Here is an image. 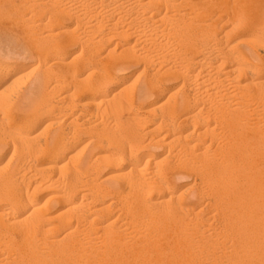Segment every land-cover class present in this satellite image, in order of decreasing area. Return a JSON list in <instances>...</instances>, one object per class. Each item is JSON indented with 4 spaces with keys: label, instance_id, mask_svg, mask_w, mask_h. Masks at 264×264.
<instances>
[{
    "label": "bare ground",
    "instance_id": "obj_1",
    "mask_svg": "<svg viewBox=\"0 0 264 264\" xmlns=\"http://www.w3.org/2000/svg\"><path fill=\"white\" fill-rule=\"evenodd\" d=\"M259 1H244L245 6L257 4L258 9L254 8L259 15L245 20L261 32L248 31V46L240 44V40L230 41L232 28L244 22L233 20L232 8L234 26L229 29L223 22L224 28H216L222 15L219 20L209 14L214 10L224 12L222 0H74L75 4H66L60 8V14L55 13L78 17L73 28L63 24L62 18V23L57 22L60 17L51 18L57 23V27L50 24L56 30L48 27L52 31L44 35L49 43L44 47L47 52L42 49L39 53L52 54V64L47 65L49 59L45 62L43 56L42 60L38 58L46 63L42 62L44 83L38 86V78V87H34L39 103L34 105V95L26 97H33V107L28 102L23 104L28 110L21 113V126L5 123L2 117L12 115V107L0 106V122L5 123L1 125L2 132L13 144L9 163L16 159V153L21 154L15 166L11 165L4 174L0 171V264H264V0ZM41 10L45 12L44 8L39 10L43 14ZM55 10L58 12L57 6ZM99 15L109 18L108 31L97 41L85 39V33L83 40L75 28L83 21L88 33L100 30L104 26L102 18L95 19ZM89 17L91 21L86 20ZM38 20L35 21L42 25L46 19H41V23ZM61 33L67 36L61 39ZM206 37L208 42L213 41L207 43ZM78 41L82 50L76 56L87 55L89 60L88 51L84 53L86 47L95 50L96 46L112 41L115 46L108 48L103 57L89 54L96 67H89L84 58L81 68L88 67V71L81 77L74 74L80 60L75 64L74 56L71 64L63 56L66 47ZM136 60L145 63L138 82H129L131 76L119 81L120 72ZM151 63L157 68L154 64L151 67ZM7 64H0V85L7 78L12 79ZM53 64L73 72V87L63 85L71 78L69 73L58 76L53 71L59 78L52 75L49 79H57L46 82L49 68L60 69ZM174 73L183 76L181 97L163 84V76ZM21 75L18 74L20 78ZM18 76L8 83L9 89L14 80H20ZM118 81L122 86L101 98L94 113L100 117V104H105L119 127H125L123 133L127 131V138L122 140L115 133L112 140L122 150L104 147L107 138L103 136L92 138L103 147L98 149V155L80 158L79 154L77 160L69 154L57 178L47 175L45 168L49 166L45 164L74 149L71 134L74 136L82 123L81 116H72V103L77 101L73 97L91 93L88 95L94 99L95 93ZM59 86L64 88L65 95L52 99L51 91ZM5 89L6 86L2 90ZM48 111L50 118L58 119V128L48 131V123H44L46 126L35 133L36 125L45 119L42 114ZM102 115L105 116L104 112ZM181 124L186 125L185 134L178 128ZM172 147L177 148L175 153ZM150 148H161L167 153L157 156L154 151L149 152ZM77 151L76 154L80 152ZM109 166L113 172L101 177ZM181 168L189 174L196 172L194 183L198 190L190 196L176 190V176ZM210 190L211 196L202 204ZM42 191L47 193L41 196Z\"/></svg>",
    "mask_w": 264,
    "mask_h": 264
},
{
    "label": "rangeland",
    "instance_id": "obj_2",
    "mask_svg": "<svg viewBox=\"0 0 264 264\" xmlns=\"http://www.w3.org/2000/svg\"><path fill=\"white\" fill-rule=\"evenodd\" d=\"M1 1L2 2H4V3H1ZM0 1V16H1V18L2 17H4V16H8V17H4V18H0L1 20H0V64L2 65H6L7 63V66L9 67L8 69L12 72V79H10V78H7L4 82H2L1 83V85H0V106L1 107H4V106H6L7 105V107H9V108H11L12 109V115H10V116H3L2 115V113L0 112V116H3L2 118H3V120H4V117H5V123H8V122H15V124L17 125V123H19L17 126H19L21 123H20V117H22V114L21 113H23V112H26L27 110H28V107L26 108V107H23V104H26L27 102H28V104H29V107H33V97L30 99L29 97H31L32 95H34V92H35V88H37L38 86H40L41 84L43 85V81H44V78H43V74H44V72H45V66H44V64H46L47 63V65H49L50 67H51V64H52V62H51V58H50V56L52 55V54H49L48 55V53H47V55H46V53H44V52H47V51H44V47H47V45L49 44L48 43V41H46L45 39H44V37L46 36V34L48 33V31H52L53 29L52 28H54V27H52V26H54L55 24H57L56 23V21H54V20H56V18H58V17H60L59 19H58V21L57 22H59V23H62L63 22V24H66V25H68V27L69 28H73V27H76L75 25H76V21H77V17H78V15L77 14H75V15H72V14H70V13H61V16L60 15H57V14H60L59 12V10H61L63 7H65V5L67 4V5H70V4H75L76 2H73V1H70V0H68L69 2H67V0H63L61 3L59 2L58 3V0H55V2H54V0H53V2L51 1V0H42V2H41V0H37V1H33V0H30V1H32V3L33 4H31V2H29V0H26V2H25V0H1ZM27 1H28V3H27ZM51 1V2H50ZM225 1V4H224V2H223V0H222V11L224 10V12H222L221 14H219L218 13V10H214V11H212V12H217L216 13V15L215 16H213L214 15V13H212L211 12V14H209V15H212V17H218V19H219V15L221 16L222 15V17H221V22H218V26H216V28H224V25L222 26L221 24L224 22H226V24H227V26L226 27H228L229 29H231L234 25H232V22H233V20L235 21V20H237L238 22H243V19H244V22L242 23V25L241 26H236V27H234V28H232V31H231V37H230V41L231 42H234V41H237V40H240V44H242L243 46H248V45H250V35L248 34V31H251V30H254L255 32H259V30L258 29H256V28H252V27H250L249 25H247L246 24V20H250V18L252 19V18H256V16L257 15H259L258 13V10H255V8H257L258 9V7L255 5V4H246V6H245V2L244 1H246V0H234V1H232V0H224ZM243 1V2H242ZM263 0H260L259 2H262ZM57 2V3H56ZM67 2V3H66ZM71 2V3H70ZM15 5H14V4ZM16 3L19 5H17L16 6ZM40 3V4H39ZM51 4V6H50V4ZM53 3L55 4L56 3V5H55V7L57 6V9H58V12L55 10V7H54V5H53ZM62 3H64V5H62ZM240 3V4H239ZM244 3V4H243ZM11 4H12V6H11ZM40 6H39V5ZM43 5V7H42V5ZM59 4H61V5H59ZM32 5H36L35 7L34 6H32ZM245 6V8H243L244 6ZM248 5V6H247ZM263 5H264V3H263ZM41 7L42 9L44 8V10H45V12L43 11V10H41L42 12H43V14L39 11L40 9H36V8H39V7ZM229 6V7H228ZM253 6V7H252ZM256 6V7H255ZM15 7V8H14ZM19 9H18V8ZM30 7H32V8H30ZM50 9H49V8ZM227 7L228 8H230V9H227ZM242 7V8H241ZM248 7V8H247ZM255 7V8H254ZM17 8V9H16ZM61 8V9H60ZM225 8V9H224ZM231 8H232V11H234L235 12V19H234V17H233V20H232V18L230 17V14L232 13V12H230V10H231ZM234 8H236V9H234ZM26 10V14H25V11H23V10ZM27 9H29V10H27ZM46 9H49L50 11H48L47 10V12H46ZM237 9H239V10H237ZM243 9V10H242ZM246 9H248L247 11H249L248 13H247V11H245ZM11 10V11H10ZM12 10H15V11H12ZM54 11V13L52 14V12ZM228 10V11H227ZM235 10H237V12L235 11ZM253 11V13H252V11ZM19 11V12H18ZM20 11H23L22 13H20ZM27 11H28V15H27ZM35 11V12H34ZM40 12V15L38 14L39 12ZM52 11V12H51ZM229 13V16H228V13ZM240 11H242V12H240ZM9 12V13H8ZM17 12V13H16ZM32 12V13H31ZM34 12V13H33ZM51 12V13H50ZM247 13V15H245L244 13ZM8 13V14H7ZM44 13H46L47 15L45 16V14ZM55 13H57V14H55ZM241 13V14H240ZM22 14V15H21ZM31 14H33V15H31ZM36 14V15H35ZM50 14H52V15H50ZM56 16H55V15ZM63 14V15H62ZM65 14V15H64ZM24 15V16H23ZM26 15V16H25ZM41 15H43L40 19L38 18V16L40 17ZM50 15V16H49ZM54 15V16H53ZM68 15V16H67ZM70 15V16H69ZM72 15V16H71ZM239 15H240V17H239ZM249 15H250V17H249ZM252 15V16H251ZM31 16V17H30ZM53 16V17H52ZM89 16V15H88ZM100 17H95V19H101L102 18V16L101 15H99ZM233 16V15H232ZM237 16H238V19H237ZM248 16V17H247ZM11 17V18H10ZM23 17V18H22ZM29 17L31 18V20H29ZM50 17V18H49ZM75 17H76V20H75ZM93 17V16H92ZM210 18H211V16H209ZM241 17H243L242 19H240ZM28 20H27V19ZM32 18H34L35 20H38L40 23H41V19L42 20H44V19H46V20H48L49 19V21H47L48 22V26H47V22H46V20H44V24L46 25H44V27H41V26H43V23H42V25L40 24L39 25V23L37 22V21H35L34 19V21H33V23H32ZM38 18V19H37ZM48 18V19H47ZM54 19L53 21H52V19ZM62 18V22H60L59 20ZM73 18H74V20H73ZM94 18V17H93ZM93 18H92V20H93ZM214 18H212V19H214ZM215 18V19H216ZM229 18V19H228ZM231 18V19H230ZM245 18H247L246 20H245ZM18 19V20H17ZM22 19H24V20H22ZM91 18L89 17L88 19H86V20H89V21H91L90 20ZM95 19L93 20V21H95ZM109 18H107L106 17V19H103L102 18V21H103V25L102 26H104L103 28H99L100 30H98V31H100V32H98V31H96L97 29H95V31L94 30H92V31H94L93 33H92V31H89V33H92V34H89L87 31L88 30H86V27H85V25H84V22L83 21H81L79 24H78V28H75L76 29V32H77V34H79L80 36L82 35V39L83 40H85V39H88V38H90L89 40H92V41H97L99 38L98 37H100L102 34H104V33H106L108 30V24L107 23H109L108 20ZM218 19L216 20V21H218ZM227 19V20H226ZM2 20H5V21H2ZM12 20H14V22L16 23V24H18V25H16V24H14V22L12 21ZM20 20V21H19ZM22 20V21H21ZM107 20V21H106ZM220 20V19H219ZM226 20V21H225ZM8 21V22H7ZM17 21V22H16ZM18 21H19V23H18ZM52 21V22H51ZM75 21V22H74ZM229 21V22H228ZM237 21H235L236 23H238ZM11 22V23H10ZM29 22V23H28ZM35 22V23H34ZM36 22H37V24L39 25L38 27H39V29H38V31H36L37 30V24H36ZM50 22V23H49ZM107 22V23H106ZM231 22V23H230ZM22 23H24V24H22ZM51 23H53V25L51 26L50 24ZM4 24H6V25H4ZM10 24V25H9ZM20 24H22V25H20ZM31 24V25H30ZM34 24H36V27H35V25ZM84 26H83V25ZM104 24H107L106 25V27H105V25ZM244 24V25H243ZM26 25H28V26H26ZM50 25V26H49ZM221 25V26H220ZM235 25H238V24H235ZM32 26H34V27H32ZM80 26V27H79ZM82 26V27H81ZM32 27V28H31ZM48 28V27H50V28H48L47 30L45 29V28ZM55 27H57V25H55ZM83 27L85 28V30L83 29ZM225 27V28H226ZM30 28V29H29ZM42 31H41V30ZM104 29V30H103ZM219 29H217V30H219ZM28 30V31H27ZM32 30V31H31ZM46 30V31H45ZM54 30H56L55 28H54ZM79 30H80V33H79ZM40 31V32H39ZM85 31V32H84ZM239 31V32H238ZM31 32V33H30ZM38 32V33H37ZM95 32H97V34H95ZM235 32V33H234ZM45 33V34H44ZM85 33H87L86 35H88L87 36V38H85L84 39V37L86 36L85 35ZM259 33H261V32H259ZM30 34V35H29ZM40 34H41V36H40ZM65 34V33H64ZM64 34H60V37L59 38H61V39H64L63 37L64 36H67V34L66 35H64ZM233 34H235V35H233ZM263 35H264V33H262ZM42 35H43V37H42ZM45 35V36H44ZM64 35V36H63ZM78 35V36H79ZM96 35V36H95ZM33 36V37H32ZM39 39H37L36 37ZM57 36H59V35H57ZM57 36H55L54 38H58ZM91 36V37H90ZM41 37H42V39H41ZM95 37V38H94ZM233 37V38H232ZM58 38V39H59ZM93 38V39H92ZM98 38V39H97ZM207 38V37H206ZM208 38H209V36H208ZM208 38L205 40V41H207V43H211V41H213L211 38V40H209V42H208ZM241 38V39H240ZM242 38H243V40H242ZM96 39V40H95ZM60 40V39H59ZM91 41V42H92ZM41 42V43H40ZM47 42V45L45 44ZM249 42V43H248ZM31 43V44H30ZM44 43V44H43ZM76 42H74L73 44H72V46L71 45H69L68 47H66V49L64 50V54H63V56H64V61L65 62H68L69 60L71 61L72 59L74 60V56H76L77 54H79L78 53V51H80L81 52V50H82V45H81V43L78 41L76 44H75ZM106 43V42H105ZM102 43V44H100L99 46H93V48L97 51H95V50H93L92 49V46H88L90 49H91V52L89 51V48L88 47H86V49H85V54H87V52L86 51H88V56H89V58H91L90 60L88 59V57H87V55L85 56L83 53H82V55H84L83 57L85 58V59H87L88 60V64L87 65H89V67H90V65L91 64H93V62L94 63H96L94 60H92V57H97V58H99V57H103V56H105L106 55V52H107V49L108 48H112V47H114L115 46V44H114V41H112V42H108V43ZM36 44V45H35ZM39 44V45H38ZM110 44V45H109ZM114 44V45H113ZM43 45V46H42ZM101 45H103V47L101 46ZM36 46H38V49H37V47ZM40 46V47H39ZM104 46H106V47H104ZM102 47V48H101ZM41 48V49H40ZM88 48V49H87ZM40 49V50H39ZM43 49V50H42ZM81 49V50H80ZM99 49H101L100 51H99ZM37 50H39V51H37ZM44 51V52H42V54L41 53H39L40 51ZM77 53V54H76ZM98 53V54H97ZM41 54V55H40ZM44 54L47 56L46 58L44 57ZM89 54H91L92 55V57H91V55H89ZM94 54V55H93ZM97 56H96V55ZM101 55V56H100ZM42 56H43V60H45V59H49L48 61L47 60H45V62L44 61H42V62H44V64L41 62V61H38V58H39V60H42L41 58H42ZM49 57V58H48ZM81 59H80V58ZM84 58H82V56H76V58H75V60H76V62H74V61H71V64H72V62H74L75 64L80 60V62H78V67L77 68H75L76 70L74 71V74L76 75H79V76H81V77H84L85 75H86V72L88 71V67L86 68V67H84V66H82V68H81V64L80 63H82V61L84 62ZM84 59V60H83ZM86 61V60H85ZM91 61V63H89ZM142 61V62H141ZM170 61H173V59L172 60H170ZM169 61V62H170ZM4 62V63H3ZM40 62H41V64H40ZM49 62L51 63V64H49ZM144 61L143 60H136V63L134 62V63H132V64H130L129 65V67L127 68V69H124V70H122L121 72H120V79H119V81H122V78L123 77H129V76H131L132 78H131V80L129 81V82H131L132 80H136L135 82L137 83L138 82V77L140 76V73H139V71L141 70V71H143V69H144V65H145V63H143ZM73 63V64H74ZM141 63V64H140ZM138 64V65H137ZM154 63H151L150 64V66L152 67V65H153ZM14 65V66H13ZM46 65V66H47ZM53 65H59V64H53ZM38 66V67H37ZM43 66V67H42ZM55 66V67H56ZM60 66V65H59ZM58 66V68H60L59 70H57V67L56 68H54V66H52V70L49 68V74H48V79H46L45 78V80H46V82H47V80H49V81H53V80H55V79H57V78H59V77H57V74H58V76L60 75H63V74H66V76H69V77H71V78H68L69 79V81H68V79L66 80V83H64L63 85L67 88V87H73V85H71V84H74V78H73V72H72V74L71 73H69L68 71H67V69L64 67V66H60L59 67ZM96 67L97 66V64H93V66L91 65V67ZM82 69L81 71L79 70L80 68ZM135 67V68H134ZM143 67V68H142ZM11 68V69H10ZM35 68H37V69H35ZM43 68V69H42ZM53 68H54V70H53ZM64 68H65V70H64ZM154 68H157V66L154 64ZM34 69V70H33ZM84 69V70H83ZM136 69V70H135ZM57 70V71H56ZM44 71V72H43ZM56 73L57 72V74H54V72ZM59 71V72H58ZM64 71H66V73H63ZM77 71V72H76ZM78 71H80L79 73H78ZM140 71V72H141ZM262 71H264V68L262 69ZM50 72H52V73H50ZM62 72V73H61ZM82 72V73H81ZM84 72V73H83ZM67 73H69V75H67ZM122 73V74H121ZM18 74H22L21 75V78L18 76ZM137 74V75H136ZM263 74H264V72H263ZM52 75H56V77H52L53 79H49V77L51 78V76ZM19 77V79L20 80H18L17 82L15 81L16 80V78L15 77ZM136 76V77H135ZM138 76V77H137ZM166 76V77H165ZM165 76H163L164 78H162L164 81H163V84L169 89V90H171L172 92L173 91H175V93H176V96L178 95L179 97H181V95H182V93H183V91H181L180 90V82H182V78H183V76L182 75H179V74H177V73H174V75L173 74H167V75H165ZM179 76V77H178ZM181 76V77H180ZM141 77H143V76H141ZM170 77V78H169ZM15 78V80H14V83H13V85L11 86V89H9L10 88V85H9V87L7 86L8 85V83L9 82H11L13 79ZM39 78V79H38ZM94 78H96V76H94ZM134 78H136V79H134ZM176 78V79H175ZM180 78V79H179ZM37 79L39 80V81H41V83H39V85H38V82L36 83V81H37ZM70 79H73V80H70ZM142 79V78H141ZM141 79L139 80V81H141ZM8 80V81H7ZM177 80V81H176ZM48 81V82H49ZM115 82V83H112L111 85H109V86H107V87H105L102 91H99V92H97V93H95V95H96V97L93 99V98H91V97H89L90 95H91V93H88V94H90V95H88V94H86V95H84V96H82L81 94H76V96H78V97H73V100L75 99V100H77V101H74L72 104L73 105H75V106H70V107H72L71 108V110L72 111H74V112H72V116H76V115H78L79 117L81 116V118H79V121L82 123V125L81 126H83V127H78L77 129H75V130H77V131H74L75 133H74V136H72V134H71V140H72V142L73 143H71L72 145H74V149L73 150H71V151H69V152H67V153H65V154H63V155H60V156H58L57 158H56V160L57 161H55V162H50L49 163V165L48 164H45L44 166H49V167H46L45 169H46V171H47V175H49V174H51V176L53 177V178H57L58 177V175H59V172H61V171H59V169L61 170L62 169V167H61V164H62V162H64V160H66L67 159V155H74L76 158L75 159H77L78 160V156L77 155H79V154H81V156H80V158H82L83 156H87V155H92L93 157H95L96 155H98L99 153H98V149H100V148H103V147H101L102 145H99L98 143H95V142H93V139H95L96 140V137H102L103 139H106L105 140V142H104V144H106V146H104V147H110L109 149L110 150H112V151H121L122 149H121V147L120 146H118L117 144H114L116 147H114V145H113V142H115V141H112L113 140V137H115L114 135H116L115 133H117V135L119 136L120 135V137L122 138V137H125V138H127V134H126V132H124L123 133V131H124V129H125V127L124 126H122V127H119L120 125H118L116 122H115V120L113 119V116L110 114V110L108 109V108H106V106H105V104H100V113L98 114V115H100L101 114V116L100 117H98L97 116V113L95 112L94 113V111H96V108H97V104H99V102L98 101H102V99H103V97L104 96H109V95H111L112 94V92H114L115 90H117L120 86H122V85H120L122 82ZM16 82V83H15ZM19 82V83H18ZM36 83V84H35ZM70 83V84H69ZM131 83H134V82H131ZM130 83V84H131ZM135 83V84H136ZM10 84H12V83H10ZM21 86H20V85ZM23 84H25V85H23ZM34 84H35V86H34ZM135 84H133L134 86H135ZM16 85H18V86H16ZM38 85V86H37ZM133 85H131V86H133ZM177 85H179V86H177ZM5 86L7 87V89H5V90H2V89H4L5 88ZM14 86V87H13ZM16 86V87H15ZM20 86V87H19ZM23 86V87H22ZM37 86V87H36ZM62 86V85H61ZM61 86H59V87H57L58 89H56L55 88V90L54 91H51V92H53V93H51L50 94V96H52V94H54V96H52L51 98L52 99H54V98H57L58 96L60 97V96H64L65 95V92H63L62 90L65 88L64 86H62V87H64L63 89H61L62 87ZM134 86H133V88H134ZM18 87V88H17ZM35 87V88H34ZM179 87V88H178ZM19 88H21L20 90H19ZM60 88V89H59ZM107 88V89H106ZM19 91H18V90ZM33 89V90H32ZM1 90L2 91H4L3 93H1ZM56 90H57V95H56ZM29 91V92H28ZM30 91H31V93H30ZM26 92H27V94H26ZM33 92V93H32ZM101 92V93H100ZM64 93V94H63ZM29 94V95H28ZM98 94V95H97ZM35 95H36V97H35ZM34 95V105H36V103L38 104L39 103V94H35ZM27 96H29L28 98H26ZM82 96V98H80ZM54 97V98H53ZM58 97V98H59ZM89 97V98H88ZM179 97H177V98H179ZM26 98V99H25ZM57 98V99H58ZM102 98V99H101ZM29 99L31 100V102L29 101ZM37 99V100H36ZM27 100V101H26ZM69 100V99H68ZM94 102V103H91V105H90V103L89 104H85L84 102H86V103H88V102ZM101 101H100V103H101ZM75 102H77L78 103V106H77V103H75ZM16 103V104H15ZM75 103V104H74ZM79 103H80V106H79ZM81 103H84V107L82 106V104ZM97 103V104H96ZM95 104V105H94ZM14 107H13V106ZM92 106V107H91ZM95 106V107H94ZM104 106V107H103ZM1 107H0V109H1ZM18 107V108H17ZM87 107H88V109H87ZM75 108V109H74ZM17 109V110H16ZM25 109H27V110H25ZM74 109V110H73ZM93 111H92V110ZM14 110V111H13ZM20 110V111H19ZM80 110H82L81 112H80ZM84 110V111H83ZM86 110H88V111H86ZM103 110V111H102ZM109 111V114L112 116H109V114H107L108 112H106V111ZM19 112V113H18ZM78 112V113H77ZM84 112V113H83ZM104 112V114H105V116L103 117V115H102V113ZM47 113V114H46ZM46 113H43L42 114V117H44L45 119L42 121V123H41V121L39 122V124L38 125H36V129H35V133H38L39 131H41V128L45 125L44 123H48L47 124V129H48V131H52V130H54V129H56V128H58V124H57V122H58V119H56V118H50L49 117V111L48 112H46ZM79 113H83L82 115H79ZM92 113V114H91ZM95 115H94V114ZM106 114H107V116H106ZM84 115V116H83ZM91 115V116H90ZM95 116H97L96 118H95ZM92 117V118H91ZM105 120H103L102 118ZM106 117H108V118H106ZM1 117H0V119H2ZM80 119H82V120H80ZM97 119V120H96ZM102 119V120H101ZM106 119H107V121H108V125H107V121H106ZM53 120V121H52ZM100 120V121H99ZM1 121V120H0ZM85 121V122H84ZM97 122V121H99V122H97V124L95 123L94 124V122ZM104 121V122H103ZM2 122V121H1ZM0 122V171H1V174H4V173H6L9 169H11L13 166H15L16 165V163H17V161L19 160V156H21V154L20 153H16L17 155H18V158H17V155H15V157H16V159H13L12 160V164H10L9 163V161H8V159L9 158H11V157H9L10 155H13V144H12V142H10L9 141V139L8 138H6V137H4V134H3V132H2V126L1 125H3L4 126V121H3V123H1ZM51 122V123H50ZM84 122V123H83ZM103 122V123H102ZM114 122V123H113ZM88 124V125H86V124ZM90 123V124H89ZM99 123V124H98ZM113 123V124H112ZM57 126H56V125ZM104 124H106V125H104ZM111 126H110V125ZM115 124H117V126H114ZM54 125V126H53ZM89 125H90V127H89ZM95 125V126H94ZM100 125V126H99ZM104 125V126H103ZM112 125H113V127H112ZM21 126V125H20ZM46 126V125H45ZM51 126V127H50ZM85 126L87 127L86 129H85ZM92 126V127H91ZM101 126H103V127H101ZM108 126V127H107ZM110 126V127H109ZM108 129H107V128ZM123 127H124V129H123ZM184 127H186V125H184V124H181L180 126H178V128H179V130H180V132L181 133H183L184 131H185V128ZM80 128V129H79ZM90 128H91V130H90ZM94 128V129H93ZM103 130H102V129ZM100 129V130H99ZM107 129V130H106ZM79 130V131H78ZM84 130V131H83ZM97 130H99V131H97ZM126 130V129H125ZM86 131V132H85ZM91 131H93V132H91ZM112 131V132H111ZM78 132V133H77ZM91 132V133H90ZM95 132V133H94ZM186 132V131H185ZM185 132L183 133V134H185ZM44 133H46V132H44ZM99 133H100V136H99ZM121 133V134H120ZM43 134V133H42ZM81 134V135H80ZM109 134V135H108ZM126 134V135H125ZM94 135V136H93ZM75 137V138H74ZM93 138V139H92ZM111 138V139H110ZM117 138V137H116ZM182 139H184V138H182ZM181 139V140H182ZM91 140V141H90ZM108 140H110L109 141V143H110V145L108 144ZM122 140H124V138H122ZM89 141V143H86V142H88ZM106 141H107V143H106ZM96 145H95V144ZM112 144V145H111ZM98 145V146H97ZM81 146H84L85 148H83V147H81ZM177 146V145H176ZM178 147V146H177ZM80 148H82V149H80ZM120 148V149H119ZM176 147H172L171 148V151H172V153H175V151L176 150H174ZM154 148H150L149 149V152H152V151H154L153 153H155L157 156H160V155H163V154H166L167 153V150H161V148H155L154 150H153ZM156 149H157V151L159 152V151H161V152H157L156 151ZM177 149V148H176ZM80 151L79 153H78V151ZM85 152H84V151ZM173 150H174V152H173ZM74 151V153H72ZM75 151H77V153L78 154H76V152ZM156 151V152H155ZM147 152V151H146ZM163 152V153H162ZM12 153V154H11ZM158 153V154H157ZM95 154V155H94ZM138 156H142V155H138ZM14 157V158H15ZM62 158V159H61ZM79 158V159H80ZM10 160V159H9ZM170 160L173 162V161H175V158H170ZM14 161V162H13ZM4 163H7L6 165L4 164ZM3 164L5 165V166H3ZM12 165V167H10ZM1 166H3V168L1 167ZM6 167V168H5ZM51 167V168H50ZM53 167V168H52ZM59 167H61V168H59ZM6 170V171H5ZM193 170V169H192ZM55 171H56V173H55ZM177 171V170H176ZM179 172H178V174H177V176H178V178H177V176H176V190L177 191H180V192H182V193H184L185 194V191H186V195H188V196H190V195H192V194H194L198 189H197V185H195V183L194 182H196V172H194L195 170H193L192 171V173L190 172V170L188 169V171L191 173V174H189L188 172H187V169L186 168H181L180 170H178ZM65 172V171H64ZM113 172V170H112V168L109 166V167H106L105 169H104V171H103V173L101 174V177H104V176H107V175H109V174H111ZM53 173V174H52ZM56 174V175H55ZM65 174V173H64ZM195 174V175H194ZM57 176V177H56ZM195 180V181H194ZM179 183V184H178ZM46 191H48V190H46ZM44 192V191H42V193L43 194H41V196H43V195H45L47 192ZM210 192H211V190L210 191H208V193H206L207 194V196H206V198L208 197H210L211 195H210ZM189 193V194H188ZM210 195V196H209ZM205 198V199H206ZM208 198L206 199V201H205V199L204 200H202V204H206V202H207V200H208Z\"/></svg>",
    "mask_w": 264,
    "mask_h": 264
}]
</instances>
